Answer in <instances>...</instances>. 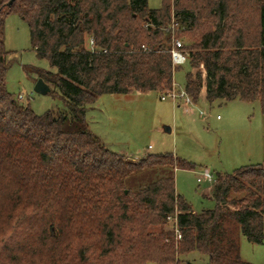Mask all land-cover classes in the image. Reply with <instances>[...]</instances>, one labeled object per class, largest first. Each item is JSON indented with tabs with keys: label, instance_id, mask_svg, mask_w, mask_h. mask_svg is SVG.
Wrapping results in <instances>:
<instances>
[{
	"label": "trees",
	"instance_id": "16d2710c",
	"mask_svg": "<svg viewBox=\"0 0 264 264\" xmlns=\"http://www.w3.org/2000/svg\"><path fill=\"white\" fill-rule=\"evenodd\" d=\"M8 1L0 0V264H179L192 251L210 264H253L240 257L238 237L264 243V163L217 173L216 206L197 212L171 171L129 183L141 171L192 162L172 153L129 160L87 115L103 94L172 90L178 36L198 69L186 73L193 102L205 88L210 103L259 99L264 112V0H163L158 8L149 0ZM12 12L55 68L38 74L65 109L37 114L8 90ZM175 214L182 238L168 220Z\"/></svg>",
	"mask_w": 264,
	"mask_h": 264
},
{
	"label": "rangeland",
	"instance_id": "374dc122",
	"mask_svg": "<svg viewBox=\"0 0 264 264\" xmlns=\"http://www.w3.org/2000/svg\"><path fill=\"white\" fill-rule=\"evenodd\" d=\"M162 2L149 0V6L158 8ZM4 35L10 61L6 72L8 90L37 114L49 109H65L60 97L51 92L43 94L35 91L39 80L38 69L55 68L50 66L48 59L39 57L33 48L28 21L18 13L8 14ZM177 38L183 43L188 42L182 36ZM192 70L198 69H192L189 62L177 65L175 90L185 89L186 73ZM52 89L58 92L56 88ZM163 94V91L103 94L88 110L90 127L112 150L128 159L145 153H172L192 162L194 167L190 169L152 168L141 171L130 177L129 183L137 188L171 171L176 179L177 191L197 212L213 209L216 206L213 183L217 173H233L245 165L264 163V112L261 102L259 99L245 101L237 98L210 103L204 92L197 102L186 109L183 102L179 106L170 97L161 98ZM201 110L205 112L204 116L200 115ZM206 171L211 179L204 176ZM238 242L243 260L264 264V243L252 242L242 232H239ZM179 264H210V257L192 251L182 254Z\"/></svg>",
	"mask_w": 264,
	"mask_h": 264
},
{
	"label": "built area",
	"instance_id": "2783aa9c",
	"mask_svg": "<svg viewBox=\"0 0 264 264\" xmlns=\"http://www.w3.org/2000/svg\"><path fill=\"white\" fill-rule=\"evenodd\" d=\"M177 25H178L177 22H173L172 27L175 28ZM90 43L93 45L94 43L93 39L90 40ZM183 45L184 43L181 40H179L178 38H174L171 53H172L173 64L175 67H177V65H182L186 63L188 60V56L185 50L183 49ZM167 97H170L175 101H177V99L183 100L184 105L187 108L193 103L191 96L186 92L185 89L175 90V88H173L172 90L162 95L163 99ZM200 115L204 116L205 112L201 110ZM204 176L211 179V175L208 171L205 172ZM168 220L173 225V228L177 234V238H182V234L180 232L179 225H178L177 214L169 216Z\"/></svg>",
	"mask_w": 264,
	"mask_h": 264
},
{
	"label": "water",
	"instance_id": "95a60500",
	"mask_svg": "<svg viewBox=\"0 0 264 264\" xmlns=\"http://www.w3.org/2000/svg\"><path fill=\"white\" fill-rule=\"evenodd\" d=\"M15 0H9L7 5L10 6L12 5V3ZM51 87L49 86V84L47 82H45L42 78H39V80L37 81L36 85H35V91L38 93H48L50 92Z\"/></svg>",
	"mask_w": 264,
	"mask_h": 264
},
{
	"label": "crops",
	"instance_id": "0c3cea01",
	"mask_svg": "<svg viewBox=\"0 0 264 264\" xmlns=\"http://www.w3.org/2000/svg\"><path fill=\"white\" fill-rule=\"evenodd\" d=\"M205 92V89L203 88V90H202V92L201 93H204ZM205 95V94H204ZM161 98H162V96H161ZM182 102H183V100H181V99H177V101H176V103L179 105V106H181V104H182ZM183 104H184V102H183ZM185 106V105H184ZM94 107V106H93ZM92 107V108H93ZM186 107V106H185ZM184 107V108H185ZM186 109H189V107L187 108L186 107ZM88 116V115H87ZM146 156V153L143 155V156H139V157H137V158H134V159H129V160H133V161H136V160H138V159H140V158H143V157H145ZM127 157V156H126ZM127 159H128V157H127ZM193 210L194 211H196L194 208H193Z\"/></svg>",
	"mask_w": 264,
	"mask_h": 264
}]
</instances>
